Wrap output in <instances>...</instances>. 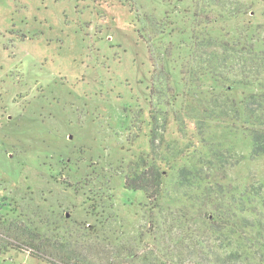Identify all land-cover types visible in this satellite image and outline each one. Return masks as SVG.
<instances>
[{
  "label": "rangeland",
  "instance_id": "374dc122",
  "mask_svg": "<svg viewBox=\"0 0 264 264\" xmlns=\"http://www.w3.org/2000/svg\"><path fill=\"white\" fill-rule=\"evenodd\" d=\"M202 1L0 0V264H51L13 245L17 228L39 229L52 251L70 255L90 244L91 251L113 255L123 243L136 250L129 264H139L155 246L151 212L159 238L169 227L175 238L187 199H204L210 187L217 197L230 185L243 190L264 182V158L249 159L251 142L234 123L211 125L220 136L215 143L208 136L205 147L187 126H170L172 111L182 105L169 94L183 90L179 68L162 89L161 64L151 62L148 44L154 51L168 45L169 31L161 34L166 18L182 22ZM220 7L228 16L219 21V36L254 41L256 67H264V0H221ZM230 91L239 101L244 92L253 95L254 107L264 98L258 85ZM151 103L159 117L157 150L179 156L172 170L163 167L158 209L143 192L125 189L130 165L151 152ZM223 175L228 179L219 186ZM213 246L221 252L219 242ZM239 258L237 264H264L250 253ZM101 259L108 264L105 254Z\"/></svg>",
  "mask_w": 264,
  "mask_h": 264
},
{
  "label": "trees",
  "instance_id": "16d2710c",
  "mask_svg": "<svg viewBox=\"0 0 264 264\" xmlns=\"http://www.w3.org/2000/svg\"><path fill=\"white\" fill-rule=\"evenodd\" d=\"M207 2L208 5H205L204 0L200 3L201 7L195 4L194 10H186L188 17L182 22L173 21L167 16L162 24L165 32L161 34L165 35L169 31L172 39L168 45H160L154 51L148 44L151 62L156 58L161 64L158 77L162 79L159 84L162 89L167 86L166 83L169 84L175 68H179L183 90L175 96V89H170L168 93L176 102L177 98H182V105L179 110L172 111L170 126H187L186 128L197 133L200 140L198 144L205 147L210 142L207 141L208 136L213 137L211 143H215L220 136L213 133L211 125H216L219 129L234 123L237 125V133L242 131L251 142L249 159L261 160L264 158V98L262 97L258 107H254L253 95H245L244 92L242 95L245 97L241 101L228 95L230 89L233 91L238 87L246 89L258 85L264 89V79H260L264 74V67H256V43L248 37L244 41L242 38L225 41L223 35L219 36V21L225 19L228 12L220 7L221 0ZM241 12L238 11L237 14L240 15ZM261 59L264 61V56L259 60ZM171 61L175 64L173 69L169 67ZM150 90L153 95L158 93L153 88ZM161 95L163 96L162 92ZM166 102L169 101L166 99ZM150 105L151 152L130 165L131 174L125 178V189L143 192L153 208L158 209L167 178L163 167L172 170L171 163L179 156L170 155L168 148L163 147L162 150L161 146L157 150L155 143L159 117L152 103ZM219 176L220 174L215 177V182ZM227 179L226 176L220 178L219 186L220 182L224 183ZM211 188L205 189L204 199H187L189 205L180 210L183 215L178 217V222L175 221L180 226V235L175 238L171 237L174 233L171 227L164 230L159 238L156 215L150 213L149 224L155 246L144 250L139 264H237V257L241 255L247 260L249 253L251 258L253 255L255 260L264 261V254L257 256L254 251L260 245L261 248L258 247L257 251L262 250L264 253V182L259 186L246 184L243 190L230 185L229 189L221 191L217 197H213ZM93 209L96 212V207ZM15 233L14 246L33 250L39 257L50 260L51 264H104L102 254H105L108 264H129L136 256V250L123 243L116 245L120 246L118 249L114 246L113 255H109L108 251L96 253L94 248L91 251V244L83 247L81 254H64L58 247H54L52 251L39 229L26 232L17 228ZM140 240L143 242L142 237ZM217 242L221 244V252L218 247L213 246ZM248 244H254V247H249ZM177 250L179 253L175 256ZM194 256L201 261L193 262Z\"/></svg>",
  "mask_w": 264,
  "mask_h": 264
}]
</instances>
